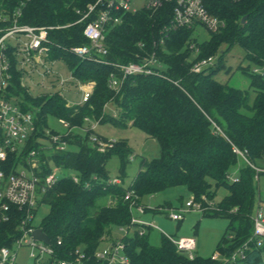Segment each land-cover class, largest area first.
Returning <instances> with one entry per match:
<instances>
[{
  "label": "trees",
  "instance_id": "obj_1",
  "mask_svg": "<svg viewBox=\"0 0 264 264\" xmlns=\"http://www.w3.org/2000/svg\"><path fill=\"white\" fill-rule=\"evenodd\" d=\"M96 2L0 0V29L10 26L13 15L21 9L20 24L54 28L49 32L50 59L66 62L75 81L95 83L91 97L83 105L68 106L59 93L32 97L21 87L22 74L12 60L10 95L20 99L21 107L34 115L37 127L23 154L39 153L42 179L52 172L51 165L61 171L58 182L39 202L49 209L39 228L51 241L55 263H76L81 259L83 264H98L95 255L100 244L111 237L113 229H126L127 235L120 243L130 264H216L211 257L203 259L196 255L190 260L171 237H162L159 246L151 245L145 235H140L146 227L132 223L134 215L124 198L126 191L132 190L140 205L143 196L185 187L196 202L203 206L212 202L219 209L204 212L205 217L228 220L217 248L222 257H230L252 237V215L257 202L264 203L256 176L264 173L257 174L243 162L233 153V146L247 151L254 167L264 165V75L258 71L264 69V0H205L209 13L223 20L226 27L211 33L210 39L202 43L192 39L193 29H180L167 38L164 36V29L172 20L170 5L156 13L141 9L135 14H123L121 24L110 27L106 34L104 60L128 64L157 52L164 67L163 76L127 78L118 92L109 86L113 72L110 65L77 58L69 51L90 45L83 31L91 19L79 21ZM244 17L247 19L243 24ZM191 43L194 49L190 48ZM235 46L243 49L245 59L256 67H239L250 80L249 90L216 80L217 74L225 70V54ZM215 55V67L202 74L191 73L194 63ZM49 117L64 120L71 128L84 127L87 120L122 129L135 127L158 143L160 156L142 160L139 172L126 188L123 183L132 161L127 142H116L113 148L101 153L89 134L75 130L65 138L69 149H47L40 142L47 138ZM213 123L223 135L216 132ZM50 133L60 134L53 130ZM113 157L120 162L115 177L120 179V185L110 177L108 166ZM16 163V156L11 155L7 169ZM234 167L239 170L238 177L233 179L230 171ZM73 175L79 178L78 183ZM220 189H225L227 195L216 203ZM12 212L11 221L0 225V249L12 248L20 237L23 212ZM132 229L134 233L129 236ZM241 263L264 264V247L253 246Z\"/></svg>",
  "mask_w": 264,
  "mask_h": 264
},
{
  "label": "built area",
  "instance_id": "obj_2",
  "mask_svg": "<svg viewBox=\"0 0 264 264\" xmlns=\"http://www.w3.org/2000/svg\"><path fill=\"white\" fill-rule=\"evenodd\" d=\"M29 0H24V2ZM134 0H97V2L88 7L87 12L82 16L79 22L91 19L85 26L83 35L89 40V46L74 47L69 50L74 56L80 59H90L94 62H102L110 65L113 72L109 78V86L112 90H121L127 78L135 76H163V64L158 58L157 52H153L141 59L139 62L128 64L109 63L104 60L107 53L105 47L106 34L110 27H114L122 22V15L126 13L135 14L141 9L158 12L165 5L172 7V20L168 27L164 29V36L167 38L171 32L180 29H193L194 34L198 26L203 27L210 33H218L226 27V23L216 16L209 13L205 0H145L143 7L133 9ZM232 2H240L241 0H231ZM22 11L19 9L12 19V24L7 28L0 29V225L9 223L13 216V210L23 212V219L20 222V237L16 240L12 248L3 247L0 249V264H16L17 250L24 244L36 249L38 254L32 253L36 264H42L39 261L40 256H46L52 263H55L54 250L51 245L48 246L43 242L32 239V233L36 230L32 226V220L36 213V207L39 205L41 196L51 189L58 182L57 173H61L56 168L55 172H51L45 179L41 178V165L39 153L31 151L23 154L27 142L31 139L36 130L34 115L26 112L19 101L10 95L12 81V60L15 62V68L21 72V87L25 88L29 93V89L25 84V78H31L32 74H38L41 77L40 86L48 89L45 84H54L52 89L54 92L63 96L65 84L73 81L79 86L82 95L80 105L88 102L93 92L95 83L83 84L77 82L71 76L68 79H62L53 71L50 66L55 62L50 59L49 49V32L52 27H35L20 24ZM164 38L161 39V44ZM217 57H210L194 63L191 67V73L202 74L209 68L215 67ZM258 73V71H255ZM260 73V71H259ZM264 75V73H262ZM62 91L56 92V87ZM40 94L38 96H41ZM68 106H74L68 104ZM59 124L65 130V134H51L49 137L53 144V148L57 151H65L67 141L65 138L75 130L81 133L89 134L90 140L96 146L97 150L105 153L108 149L113 148L116 141L104 140L95 133L98 122L87 120L84 127L71 128L64 121L59 120ZM217 133L223 135L222 130L213 123ZM233 153L241 160L254 168L259 173H264L263 169L254 167L248 160L247 151H241L233 146ZM16 156L17 162L15 166L7 169V163L10 156ZM73 180L78 183L79 178L72 176ZM258 180V175L256 176ZM113 183L122 184L120 179H113ZM125 201L130 205V211L133 213L135 208L143 210L138 204V196L132 190H127ZM203 201L207 202L205 197ZM206 211H219L214 203H208L203 206L194 198L185 204V209H171L168 217L175 222H182L185 215L189 213H201ZM254 229L252 237L246 241L240 248L234 251L230 257H223L222 262L218 261L221 256L216 252L211 258L216 264H242L241 261L246 259L247 253L254 246L255 248L264 247V203L259 200L252 215ZM133 224H140L145 227L144 223L133 217ZM140 235H144L141 230ZM179 251L188 255L190 260L196 257V240L195 238H181L175 242ZM96 260L98 264H130L129 259L124 254V246L118 243H112L110 249L103 252H97ZM57 264H83L81 259L76 263H70L65 260L57 261Z\"/></svg>",
  "mask_w": 264,
  "mask_h": 264
},
{
  "label": "rangeland",
  "instance_id": "obj_3",
  "mask_svg": "<svg viewBox=\"0 0 264 264\" xmlns=\"http://www.w3.org/2000/svg\"><path fill=\"white\" fill-rule=\"evenodd\" d=\"M144 3L145 0H134L132 7L133 9H140L143 7ZM196 31L197 34H193L192 39H197L199 43L209 40L212 35L201 26H198ZM192 45L193 43H191L190 48L194 49V46ZM197 49L195 50L196 54L199 51ZM224 49L225 46L222 47V51ZM215 57H217V55H215ZM224 63L225 70H221L217 74L216 80L219 83L228 84L229 86L237 89L249 90L250 80L239 70V67L249 66L251 69H256V67L245 59V53L243 49L238 46L233 47L225 54ZM50 68H52L53 71L57 73L62 79H68L71 77V71L64 61H55L50 66ZM258 71H260V74L264 73V69H259ZM41 80V77L36 73L32 74L31 78H25V84L27 85L32 97H37L39 94L41 95L44 93L54 92V89H52L54 84H45L48 89H44L43 86H40ZM65 85L63 97L66 102L70 105H80L82 95L79 91V86L74 83H67ZM57 87L56 92L62 91V89H58ZM253 97L254 94L252 93V98ZM18 101L20 103L22 102L20 99ZM108 109L111 113L115 114L112 108ZM113 117L115 118V116ZM52 130L60 133V135L65 134V130L59 124V120L54 117H49L48 128L46 131L47 138L41 139L40 142L44 148H53V144L49 139L51 136L50 132ZM95 133L107 140L127 142L131 150L130 157L132 158V161L128 166L126 172L127 176L123 183L124 187L126 188L129 186L131 180H133V178L136 177L137 173L139 172V163L142 160L151 161L160 156L158 143L154 139H150L143 131L135 127L128 126L122 129L111 124H98ZM119 165V160L113 157L108 166L110 177L115 178L118 176ZM51 167L52 171L55 172L56 168L52 165ZM259 168L264 170V165ZM238 170L239 168L237 167L231 169L230 175L233 179L238 177ZM57 176L60 178V173H57ZM257 181L258 192L264 199V174L259 175ZM226 195L227 191L225 189H220L215 197V202H221ZM192 199L193 196L185 187L164 189L153 195L143 196L140 199V207L143 208V210L135 208L133 215L134 218L144 223L146 227L144 229V235L151 245L159 246L162 237H171L175 242L179 241L181 238H195L196 254H198V256L203 259H208L217 252V248L221 243L229 222L224 218L205 217L203 214L196 212L186 214L185 219L182 222L172 221L168 217V213L171 209H185V204ZM48 212L49 209L47 206L39 204L36 207V213L32 220V226L34 228H39ZM133 233L134 229H132L128 235L131 236ZM126 235V229H113L111 237L100 244L98 251L103 252L104 250L110 249L113 242H120L121 239ZM32 253L37 255L38 251L24 244L17 250L16 264H35V260L31 256ZM222 260L223 257L219 256L218 261L222 262ZM39 261L42 264H57L50 263L49 258L46 256H40Z\"/></svg>",
  "mask_w": 264,
  "mask_h": 264
},
{
  "label": "water",
  "instance_id": "obj_4",
  "mask_svg": "<svg viewBox=\"0 0 264 264\" xmlns=\"http://www.w3.org/2000/svg\"><path fill=\"white\" fill-rule=\"evenodd\" d=\"M247 17H244L242 20V23L244 24L246 21ZM32 239L35 241H39V242H43L44 244L50 246L51 245V241L48 238V236L43 232V230L41 228L36 229L33 233H32Z\"/></svg>",
  "mask_w": 264,
  "mask_h": 264
},
{
  "label": "crops",
  "instance_id": "obj_5",
  "mask_svg": "<svg viewBox=\"0 0 264 264\" xmlns=\"http://www.w3.org/2000/svg\"><path fill=\"white\" fill-rule=\"evenodd\" d=\"M196 255H198V254H196Z\"/></svg>",
  "mask_w": 264,
  "mask_h": 264
}]
</instances>
